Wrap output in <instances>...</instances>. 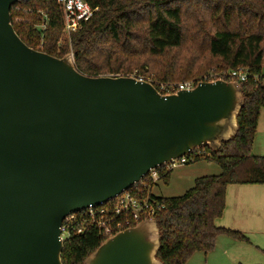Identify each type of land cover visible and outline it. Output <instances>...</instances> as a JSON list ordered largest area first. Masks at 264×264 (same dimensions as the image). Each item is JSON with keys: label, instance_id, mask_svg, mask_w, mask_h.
<instances>
[{"label": "water", "instance_id": "water-1", "mask_svg": "<svg viewBox=\"0 0 264 264\" xmlns=\"http://www.w3.org/2000/svg\"><path fill=\"white\" fill-rule=\"evenodd\" d=\"M0 0V264H62L65 217L237 132V81L162 94L134 76H87L27 46ZM154 218L105 238L84 264H161Z\"/></svg>", "mask_w": 264, "mask_h": 264}, {"label": "trees", "instance_id": "trees-1", "mask_svg": "<svg viewBox=\"0 0 264 264\" xmlns=\"http://www.w3.org/2000/svg\"><path fill=\"white\" fill-rule=\"evenodd\" d=\"M86 1L97 9L69 36L62 34L61 9L52 0L14 3L11 24L32 49L55 57L71 53L76 69L87 76L148 75L169 83L200 78L211 67L246 68L247 79L238 82L244 103L237 114L236 134L216 151L203 147L201 153L187 156V162L216 163L220 173L196 177L179 196L150 194L164 205L153 216L159 230L156 258L161 264H186L195 252L213 250L220 234L247 240L241 232L217 226L215 221L223 214L228 185L264 184V156L251 153L264 108V0ZM185 3H201L210 15L207 21L197 20L190 34L184 26ZM201 48L212 62H202ZM151 83L159 91L158 84ZM163 169L159 179L167 182L171 170ZM105 238L94 227L70 233L63 241L62 264H84Z\"/></svg>", "mask_w": 264, "mask_h": 264}, {"label": "rangeland", "instance_id": "rangeland-1", "mask_svg": "<svg viewBox=\"0 0 264 264\" xmlns=\"http://www.w3.org/2000/svg\"><path fill=\"white\" fill-rule=\"evenodd\" d=\"M198 4H184V26L189 34L194 29L197 20H208L210 15ZM187 32V33H188ZM204 60L209 58L205 49L201 48ZM243 71L246 68L241 67ZM227 70L211 67L202 76L212 77ZM154 84L164 83L148 75H141ZM188 77L183 80L176 79L169 83L178 84L186 80L198 79ZM199 148L194 152L201 153ZM199 151V152H198ZM251 153L264 156V108L258 118L257 131L251 146ZM220 167L213 162L200 159L187 162L171 170L167 182L163 179L156 180L150 187V192L155 197H171L182 195L188 190L196 177L216 175ZM217 224L231 230H237L246 236L247 240H236L227 234H220L213 250L203 253L195 252L186 264H264V184H232L225 191V208L221 217L216 219Z\"/></svg>", "mask_w": 264, "mask_h": 264}, {"label": "built area", "instance_id": "built-area-1", "mask_svg": "<svg viewBox=\"0 0 264 264\" xmlns=\"http://www.w3.org/2000/svg\"><path fill=\"white\" fill-rule=\"evenodd\" d=\"M20 1V0H19ZM59 5L62 13L63 36H69L80 25L88 21L97 8H93L86 0H52ZM45 27V23L42 28ZM136 77V76H134ZM145 80L143 77H136ZM217 79L234 80L237 82L247 79V70L241 67L215 74L212 77L202 76L194 80H186L178 84L160 83L159 92L171 94L179 90H189L202 81H215ZM151 83V81H148ZM196 150V149H195ZM194 152L191 151L190 153ZM198 154V153H197ZM188 156V155H187ZM187 156L171 159L170 162L156 169L150 170L138 183L128 190L115 195L109 201L100 205H89L87 208L73 212L64 218L61 226V239L66 240L70 233H83L87 227L96 228L106 238L127 228L131 222L150 219L161 210L164 205L150 194L148 182L154 183L159 179V169L172 170L187 163ZM191 159V158H190Z\"/></svg>", "mask_w": 264, "mask_h": 264}, {"label": "crops", "instance_id": "crops-1", "mask_svg": "<svg viewBox=\"0 0 264 264\" xmlns=\"http://www.w3.org/2000/svg\"><path fill=\"white\" fill-rule=\"evenodd\" d=\"M254 155H255V154H254ZM169 177H170V176H169ZM249 185H252V184H249ZM230 186H232V184L228 185L227 188L230 187ZM215 224H216L217 226H222L221 224H219V223L217 224L216 222H215ZM222 227H223V226H222Z\"/></svg>", "mask_w": 264, "mask_h": 264}]
</instances>
